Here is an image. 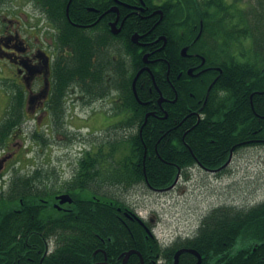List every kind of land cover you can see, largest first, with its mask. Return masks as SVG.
<instances>
[{"label":"flooded vegetation","instance_id":"af4514ba","mask_svg":"<svg viewBox=\"0 0 264 264\" xmlns=\"http://www.w3.org/2000/svg\"><path fill=\"white\" fill-rule=\"evenodd\" d=\"M44 1L0 0V216L4 214L17 217L25 214L19 209L16 191L19 174L23 171L20 167V154L28 147L21 135L31 131L32 127L42 129L51 121L49 106L55 63L61 52L57 40L62 29L50 16ZM245 2L77 0L79 14L87 12L92 20L90 23L77 25L90 26L95 34L103 31L99 32V29L106 28L110 36L114 37L111 46L105 50L111 54L112 59L117 60L120 55L129 58L128 45L138 56L143 53L132 87L139 104L148 106L152 103L145 122L149 116H196L197 123L205 121L208 129H213L223 125L226 116L235 111V116H242V103L249 90L239 88L234 96H229L234 93V87L226 85L230 71V58H227V54L231 53L235 60H242V51L239 45L227 50L213 42L244 38L246 54L251 55L254 63L251 69L252 85L249 87L254 125L252 124L251 131L243 134V126L237 123L235 130L231 132L235 140L224 145L227 148L223 152L226 158L222 165L195 166L218 177L232 168L236 156L243 149L254 146L253 141L264 139V133H259L257 128V120L264 119V107L258 104L264 100V64L261 63L264 62V0H251L252 16L254 15L252 22L241 11ZM186 4L191 5L192 9L183 18L178 11L180 5ZM169 9L173 13L171 17L168 16ZM67 16L69 17L68 11ZM170 20L174 21L173 25H170ZM243 29L246 34H243ZM63 54H67V51ZM147 77L149 80L146 82ZM139 78L142 81L140 95L137 89ZM79 90V97L86 99L87 94ZM20 97L23 98L26 111L21 125L18 116ZM113 97L120 105V95L113 92L107 93L104 98H96L95 101ZM230 100L234 101V106L227 112V102ZM221 110L224 112L221 113ZM122 112L125 117L135 113L131 110ZM93 116L100 115L94 113ZM101 116L106 115L102 112ZM219 116L224 117L220 119ZM32 120L34 126L31 127ZM25 128L28 129L26 132ZM219 133L227 136L224 125ZM221 167L223 168L215 171ZM181 172L179 169L176 187L183 177ZM62 193L67 192L57 193L55 201L44 200L47 206L43 211L44 216L67 213L70 210L69 205L75 203L77 196L71 194L73 203H61L57 197ZM114 199L116 198H112ZM4 203L10 210L2 212ZM130 208L132 210L128 211L119 206L112 213L114 219L110 223L117 233L113 238L107 239L111 240L108 247L100 245L98 235H94V242L81 244L93 249L94 259L90 264H264V227L252 228L253 238L240 237L228 244L222 243L226 237L217 241L203 237L201 221L198 229L192 233H180L170 241H160L156 235L154 218L144 219L131 206ZM259 231L262 232L258 233ZM22 238L24 235L21 233L10 249L1 250L0 264H65L57 260L54 253L69 245L57 243L56 235H41L38 238L40 242H28L27 237L21 242ZM189 240H198V243L191 244ZM101 241V244L107 242L105 238H101ZM182 249L187 251L179 253ZM129 252L131 253L125 261Z\"/></svg>","mask_w":264,"mask_h":264},{"label":"trees","instance_id":"16d2710c","mask_svg":"<svg viewBox=\"0 0 264 264\" xmlns=\"http://www.w3.org/2000/svg\"><path fill=\"white\" fill-rule=\"evenodd\" d=\"M44 2L50 16L62 29L57 40L61 52L55 63L52 100L49 106L52 114L48 123L49 129L43 127L40 130H31L25 133L28 139L43 147L60 135L67 141L76 140L78 136H69V128H66L68 122L66 100L69 95H79L78 89L87 94V98L84 99L87 103L104 98L107 93L119 94L122 101L120 105L116 103L115 113L122 110H131L135 113L101 129L105 132V137H96L88 142L90 147L81 151L76 160L74 175L70 180L61 184L56 170L52 168L48 170L44 166H38L26 174H19L17 199L20 211L25 214L17 217L4 214L0 216V252L10 249L11 245L18 241L16 238L21 233L24 235L21 242H24L26 237L28 242H40L38 238L41 235H56L57 243L69 245L55 251L57 260L65 264H90L94 259L93 249L81 244L94 242V235H98L97 241L100 245L104 248L108 247L111 240L107 241V239L113 238L117 233L113 231L110 223L114 219L112 213L117 211L119 206L128 211L132 209L119 199L112 200L111 197L97 193L88 199H82L75 191L87 188L95 191L105 185H123L127 190L142 184L151 190L168 188L174 183L179 169L182 170L181 176L188 178L189 169L195 166L222 165L226 158L223 152L227 147L224 145L235 140L231 132L235 130L237 123L243 126V134L251 131V126L254 125V118L251 116L253 110L249 100L251 69L254 63L251 55L246 54L244 38L213 42L227 50L239 45L242 51V60L239 58L235 60L231 53L227 54V58H230V71L226 85L229 88L231 85L234 87V93L229 96H234L239 88L243 91L249 90L242 103V116H235L237 111L226 116L223 125L228 132L227 136L224 137L219 133L223 130L222 124L219 128L208 129L205 121L197 123L196 116L188 118L149 116L145 122L152 103L148 106L139 104L132 87L143 53L138 56L128 45L129 58L120 55L117 60L112 59L111 54L105 50L111 46L114 37L110 36L106 28L99 29V32L103 31L95 34L90 26L77 25L92 21L87 12L83 15L79 14L77 0H72L70 3L69 0ZM191 9L192 6L189 4L180 5L178 12L185 18L191 13ZM172 14L169 9L168 16L171 17ZM170 21V25H173L174 21ZM243 34H246L245 29ZM65 50L67 54H63ZM261 63L259 62L260 66ZM148 80L149 77L146 78V82ZM141 82L139 78L137 82L139 95ZM70 90H73V93ZM258 104L263 108L264 100ZM233 106V100L227 102V112H230ZM223 112L224 110H221V113ZM18 116L21 125L26 116L22 97H20ZM223 117L219 116L220 119ZM257 128L259 133H264V119L257 120ZM263 140L260 139L259 142ZM52 175L55 179L54 177L51 179ZM59 192L77 196L75 203L69 205L70 210L67 213L58 212L44 216L43 211L47 207L44 200L55 201V195ZM5 210L10 209L4 203L2 212ZM135 226L140 227L139 224ZM256 227H264V201L249 208L218 206L204 216L200 229L202 236L208 237V240L217 241L226 237L227 239L222 243L229 244L240 237L253 238L251 229ZM101 238H105L107 242L101 244ZM188 242L197 244L198 240Z\"/></svg>","mask_w":264,"mask_h":264},{"label":"rangeland","instance_id":"374dc122","mask_svg":"<svg viewBox=\"0 0 264 264\" xmlns=\"http://www.w3.org/2000/svg\"><path fill=\"white\" fill-rule=\"evenodd\" d=\"M244 1L241 11L252 22L251 0ZM73 90L70 92L73 93ZM77 91L80 94V90ZM66 110V128H69V136H78L74 137L76 140L67 141L60 135L43 147L31 142L23 133L21 137L28 147L19 158L22 173L44 166L48 170H56L61 184L70 180L80 152L90 147L88 142L96 137H105L101 129L126 118L124 112L115 113L117 105L114 97L87 103L77 94L69 95ZM102 112L106 116H101ZM94 113L100 116H93ZM30 124L34 126V121ZM188 174V178L181 177L177 187L168 192H155L143 184L128 190L123 185H105L95 191L87 188L76 192L81 198L87 199L97 193L125 202L147 219L154 218L153 223L159 234L192 233L198 229L204 216L218 206L249 208L264 200V147L243 149L236 156L232 168L220 177L201 167L192 168Z\"/></svg>","mask_w":264,"mask_h":264},{"label":"water","instance_id":"95a60500","mask_svg":"<svg viewBox=\"0 0 264 264\" xmlns=\"http://www.w3.org/2000/svg\"><path fill=\"white\" fill-rule=\"evenodd\" d=\"M114 26V25H113ZM225 166V165H224ZM223 166V167H224ZM223 167L221 168H218L217 170L215 171H219L220 169H222ZM178 179H179V176L177 177L176 181L174 182V184L166 189H156L155 191H158V192H163V191H168V190H171L172 188H174L178 182ZM58 199L60 200L61 203H72L73 202V198L71 197L70 194H62V195H59L58 196ZM183 251H187V249H182L179 251V253L183 252ZM189 251V250H188ZM131 252H129L127 255H126V259L125 261L127 260L128 256L130 255Z\"/></svg>","mask_w":264,"mask_h":264},{"label":"bare ground","instance_id":"6f19581e","mask_svg":"<svg viewBox=\"0 0 264 264\" xmlns=\"http://www.w3.org/2000/svg\"><path fill=\"white\" fill-rule=\"evenodd\" d=\"M260 140H256V141H253V144L254 146L251 147L252 148H259V147H264V143L262 142H259ZM264 141V140H263Z\"/></svg>","mask_w":264,"mask_h":264}]
</instances>
